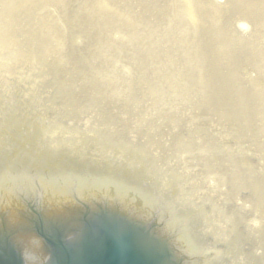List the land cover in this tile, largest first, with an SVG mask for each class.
<instances>
[{
    "label": "rangeland",
    "instance_id": "obj_1",
    "mask_svg": "<svg viewBox=\"0 0 264 264\" xmlns=\"http://www.w3.org/2000/svg\"><path fill=\"white\" fill-rule=\"evenodd\" d=\"M241 23L247 27L240 29ZM0 79L6 83L0 84V158L11 136L21 146L23 137L33 138L29 153L45 150L53 160L80 138L92 146L84 153H101L99 166L121 168L132 164L124 152L141 158L143 150L136 153L120 140L146 145L149 136L164 147L179 140L188 155L179 158L195 172L204 158L216 159L225 176L227 156L212 141L229 146L230 159H242L243 168L264 165V0H0ZM103 132L115 140L104 143ZM203 140L209 150L200 153L190 141ZM150 156L160 172L166 152ZM128 172L132 182L145 180L171 205L178 223L207 217L199 204L189 207L176 179H161L164 171L143 177ZM33 173L20 183L28 180L21 190L26 199L37 184L44 186ZM253 184L249 194L255 195ZM220 187L208 186V193ZM245 230L229 245L216 241L214 247L225 246L243 264H260Z\"/></svg>",
    "mask_w": 264,
    "mask_h": 264
},
{
    "label": "bare ground",
    "instance_id": "obj_2",
    "mask_svg": "<svg viewBox=\"0 0 264 264\" xmlns=\"http://www.w3.org/2000/svg\"><path fill=\"white\" fill-rule=\"evenodd\" d=\"M242 27L246 28L247 26L241 23L239 28L243 29ZM4 44L5 41L1 44V46H4ZM0 84L4 85L6 83L4 82L3 79H0ZM108 133L109 132H103L101 134V138L105 140L104 143L107 142L111 143L112 141L115 140L114 136H106ZM148 138L149 136L146 137V141H145L146 145H136L134 144L135 142L133 143L130 141L126 142L127 140L125 139L120 140L121 143H131L133 145L132 147L134 149H137L136 153H139L138 151L139 148L143 150L141 158H137L136 155H131L130 153L124 152L125 153L124 156L122 155V157H124V160H128L132 163L131 166L128 165L130 163H127L126 166L128 167L126 168L130 167L133 173L135 172L139 173L140 171H142L148 175L151 173L160 174L161 172L164 171L165 174L163 175L165 176H162L161 179H165L166 177H173L174 179H176L177 182H179L180 194H182L183 196L186 194V200H187L186 202H188L190 208L196 207L197 206L196 204H199L200 206L199 210L201 212V215H204L205 213L207 217L206 218L201 217L200 219H198V222H196L194 225L191 226H193L192 231H194L196 236L197 243L195 241L194 243L197 246V249L209 250L210 257L208 259H205L204 262L208 263L209 259L213 255H216V253L213 252L214 241H219L224 243L225 245L227 244L229 245L231 239L236 240V238L233 235L236 234V232L233 233V231L235 229L240 230V228L245 227L246 233L249 236H251L250 251L256 254L257 257H259L260 264H264V165L255 163L251 169V164L249 163V164H244V166L246 167L243 168L242 159L238 161H236L235 159H230L229 146L218 147L212 141V147L217 148L221 154L224 153V155L227 156V158L225 157L227 160L226 166H224L225 176L224 177L221 176L220 172L216 170L215 165L217 166L219 164V162H217L216 159L207 161V158H204L203 164L199 168L201 169V171L195 172L194 170L191 169L188 161L183 160L185 162L184 163L181 162L179 157H181V154H185V153L183 152L184 150L182 148L184 144L179 145L178 143L179 140H176V142L167 143L166 147H164L162 141L158 139L155 140L153 139V137L151 139ZM223 141L227 142L229 140L223 139ZM190 142L200 153H202L206 147H207V151L209 150L208 140H203L199 142H193V141ZM174 144H176V146ZM206 144L207 146H205ZM159 150L166 152V158H167L164 168L160 172L157 171L156 169V166L158 164L155 166L154 169H152L151 164H149V162L153 163L151 161H153L154 159V158L152 159V157L150 156V152L157 153L159 152ZM207 151L203 154L204 157H206L205 155ZM95 153H97V151H95ZM193 153L197 154L196 152ZM258 153H262V152L258 151ZM240 154L241 153H239V155ZM99 155H101V153H99ZM192 158L193 157H191V159ZM168 160H170L171 162H168ZM214 160H215V164H214ZM208 163L211 164V167L210 168L209 166L204 167ZM160 167L162 168V166ZM3 168L4 166L0 167V171ZM247 168L250 170H246ZM208 169L209 171H207ZM66 174H67L66 171H62L57 177V179L64 177ZM116 179L118 178L89 177L87 181L78 180L81 181V183H75L74 188L78 189L77 191L79 195H83L82 193L85 192L89 186H98V187H102L103 191L109 189L108 192L110 193L115 192L119 196H121L120 195L121 192L119 191L122 190L121 183L115 181ZM3 181L7 183H12V179L9 176L2 175V177L0 178V184ZM157 181L159 182V180ZM162 182H164V180ZM250 182L254 183L253 187H256L255 190L258 191V194L255 195L249 194ZM214 185L216 186L222 185L223 187H220L219 189L223 188V190L220 191V190H215L216 188H212L215 191H212L210 189L213 193L211 195L209 194L210 192L208 191L209 190L208 186L214 187ZM9 186L10 184L0 185V187H5V188ZM176 187H178V185ZM186 187L189 191L187 193H184L183 191L185 190ZM197 188H201L203 193L201 194L199 192L197 193L196 191ZM90 189L93 190L92 187ZM230 189H232L233 191L230 192ZM128 193H130V191H128L126 194ZM235 193H239V199L235 198ZM137 195L141 197V193L137 192L134 194L133 198L135 200L138 199ZM231 198H234V200ZM239 200L240 202L238 203ZM220 202H222L223 204L221 205ZM245 205L249 207L250 205H254L253 211H251V213L248 212L240 213L238 211V208H242ZM216 206L218 208H216ZM178 227L182 228L184 231H186V229L189 228V227L186 228L187 226L184 221H180ZM198 243H202V244L199 245ZM226 249L227 248L223 246L219 251V253H224L223 257L225 259H227L228 256L230 261L239 260V263L240 264L242 263L243 259L240 258L239 255L237 256L228 255L226 254Z\"/></svg>",
    "mask_w": 264,
    "mask_h": 264
},
{
    "label": "water",
    "instance_id": "obj_3",
    "mask_svg": "<svg viewBox=\"0 0 264 264\" xmlns=\"http://www.w3.org/2000/svg\"><path fill=\"white\" fill-rule=\"evenodd\" d=\"M82 224L89 225L74 240L55 231L39 235L51 251V264H179L171 246L149 225L112 214ZM3 244L0 264H21L14 246Z\"/></svg>",
    "mask_w": 264,
    "mask_h": 264
}]
</instances>
